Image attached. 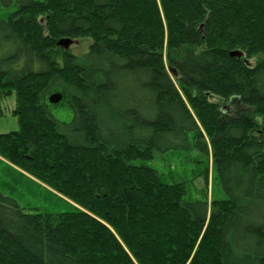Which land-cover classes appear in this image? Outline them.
Here are the masks:
<instances>
[{
	"label": "trees",
	"instance_id": "trees-1",
	"mask_svg": "<svg viewBox=\"0 0 264 264\" xmlns=\"http://www.w3.org/2000/svg\"><path fill=\"white\" fill-rule=\"evenodd\" d=\"M5 49L0 115L15 94L21 127L0 155L82 208L28 211L0 189V264H264V0H19ZM182 147L226 197L187 200L145 162Z\"/></svg>",
	"mask_w": 264,
	"mask_h": 264
},
{
	"label": "rangeland",
	"instance_id": "rangeland-1",
	"mask_svg": "<svg viewBox=\"0 0 264 264\" xmlns=\"http://www.w3.org/2000/svg\"><path fill=\"white\" fill-rule=\"evenodd\" d=\"M19 0H0V18L6 17L17 9ZM89 41H82L73 44V51H83L88 47ZM5 51L0 52L6 54ZM0 54V55H1ZM1 55L0 57H2ZM14 67H20L16 63ZM55 88V87H54ZM60 91L64 99L59 103H50L48 96L52 91ZM46 108L49 114L61 125L69 124L75 117V108H73L70 98L61 89H51L46 96ZM3 114L0 115V133L18 131L21 123L14 113L17 99L16 95L2 99ZM240 101L233 97L226 106V111L232 113L236 110ZM208 178L206 180V158L198 150L191 148H175V150L161 151L156 154L154 159L145 161L157 168L160 174L167 182L173 180L184 181L187 185V200L204 199L205 195L211 203L214 199L226 197L221 180L217 178L214 166L209 159ZM141 162V161H137ZM0 189L3 193L11 195L18 200V203L25 209L40 210L42 212H62L68 211L71 207L82 208L75 201L67 198L59 190H55L46 182L39 180L26 169L19 167L9 158L0 155Z\"/></svg>",
	"mask_w": 264,
	"mask_h": 264
},
{
	"label": "water",
	"instance_id": "water-1",
	"mask_svg": "<svg viewBox=\"0 0 264 264\" xmlns=\"http://www.w3.org/2000/svg\"><path fill=\"white\" fill-rule=\"evenodd\" d=\"M75 42V39H71V38H61V40L58 42L59 46H63L66 50L69 49L73 43ZM240 55V53L238 51H236L235 53H233V55ZM64 99L62 92L60 91H52V93L48 96V100L50 103H59L60 101H62Z\"/></svg>",
	"mask_w": 264,
	"mask_h": 264
}]
</instances>
